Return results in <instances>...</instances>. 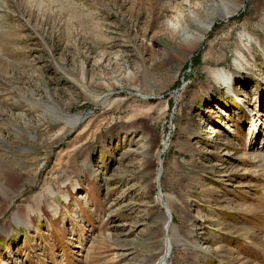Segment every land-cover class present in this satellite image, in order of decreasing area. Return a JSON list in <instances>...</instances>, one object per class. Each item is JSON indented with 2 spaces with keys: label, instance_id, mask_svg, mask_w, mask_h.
<instances>
[{
  "label": "rangeland",
  "instance_id": "1",
  "mask_svg": "<svg viewBox=\"0 0 264 264\" xmlns=\"http://www.w3.org/2000/svg\"><path fill=\"white\" fill-rule=\"evenodd\" d=\"M222 2L242 7L224 22ZM263 16L0 0V264H157L163 207L185 241L169 264H264ZM196 20L216 23L187 42Z\"/></svg>",
  "mask_w": 264,
  "mask_h": 264
},
{
  "label": "bare ground",
  "instance_id": "2",
  "mask_svg": "<svg viewBox=\"0 0 264 264\" xmlns=\"http://www.w3.org/2000/svg\"><path fill=\"white\" fill-rule=\"evenodd\" d=\"M204 1V0H202ZM228 1V0H227ZM245 1V0H243ZM226 2H222L221 6H219V14H218V19L222 20L224 22L229 21L232 17H234L236 15V12L242 7H238V6H234V7H228L225 4ZM206 6V8L208 9V7H213L215 6V4H209V5H204ZM216 7V6H215ZM195 18V17H192ZM262 23H261V27L264 30V16L262 17ZM197 21V25L195 26V34H188L185 36V41L187 42H202L204 41V39L207 37V35L212 31L214 24L216 23V21H211L210 23H202L198 20ZM247 36V35H244ZM249 37V36H248ZM239 57L241 58L242 55L238 54ZM191 58V56L189 57V59ZM237 62L238 59L236 58ZM243 60V59H241ZM239 64V62H238ZM237 65V63H236ZM238 67V66H237ZM235 66L234 68V75H237V73H239V70ZM211 75L213 78H215V80H219L222 81L224 84L228 85V84H232L233 83V77L227 72L225 71V69H218V70H211L210 71ZM218 82V81H217ZM224 117L229 116L228 114L223 113ZM83 122V119L80 117L79 119L76 120H72V125L73 126H78L79 124H81ZM166 146V144H165ZM162 170L159 169V173H158V179L156 180L157 184H159V178L162 175ZM50 196L53 198L55 197V193L54 192H50ZM166 196L163 194V192H161L159 194V197L157 198V202L158 205H167L166 202ZM174 201L173 198H171L170 202ZM170 205V204H169ZM168 209V207H167ZM171 209V207H170ZM170 209H168V214L165 215V219L163 218L162 223L165 224V230H166V238H165V242H166V247L164 249V255L161 257V259L157 262V264H169V258L171 257V253L172 250L174 248L175 244H181L182 246L185 245V241H183V239L180 237V235L178 234V231L176 229V226L172 223L171 221V214H170ZM18 221V220H17ZM18 225H25V222H21L18 221L17 223Z\"/></svg>",
  "mask_w": 264,
  "mask_h": 264
},
{
  "label": "water",
  "instance_id": "3",
  "mask_svg": "<svg viewBox=\"0 0 264 264\" xmlns=\"http://www.w3.org/2000/svg\"><path fill=\"white\" fill-rule=\"evenodd\" d=\"M163 154H164V153H163ZM163 154H162V155H163ZM162 155H161V156H162ZM159 188H160V185H159ZM158 192H161V190H160V189H158ZM157 195H158V194H157ZM163 208L166 210V213H168V211H167L166 207H163ZM171 218H172V217H171Z\"/></svg>",
  "mask_w": 264,
  "mask_h": 264
}]
</instances>
